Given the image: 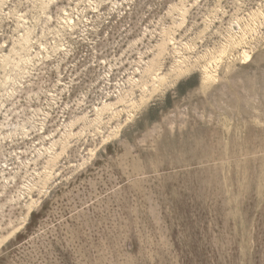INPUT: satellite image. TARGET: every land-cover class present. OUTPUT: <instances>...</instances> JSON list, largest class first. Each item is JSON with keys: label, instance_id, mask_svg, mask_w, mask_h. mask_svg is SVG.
Listing matches in <instances>:
<instances>
[{"label": "rangeland", "instance_id": "1", "mask_svg": "<svg viewBox=\"0 0 264 264\" xmlns=\"http://www.w3.org/2000/svg\"><path fill=\"white\" fill-rule=\"evenodd\" d=\"M0 133V264H264V0H0Z\"/></svg>", "mask_w": 264, "mask_h": 264}, {"label": "bare ground", "instance_id": "2", "mask_svg": "<svg viewBox=\"0 0 264 264\" xmlns=\"http://www.w3.org/2000/svg\"><path fill=\"white\" fill-rule=\"evenodd\" d=\"M67 18H68V17H67ZM72 18H73V17H72ZM72 18L69 17V18L67 19V22H69V23H71V24H75V20H73ZM20 40H21V39H20ZM20 40H19V41H20ZM22 40H24V41H22ZM22 40H21V41H22L23 43H24V42H26V43L28 42L27 46L29 45V41H28L29 38H28V37H26L25 35H23ZM15 43H16V42H15ZM21 44H22V43H21ZM23 45H24V44H23ZM21 46H22V45H21ZM159 46H160V45H159ZM162 46H163V45H162ZM219 55H220V54H219ZM250 55H251V54H247V57L249 58ZM211 74H212V73H211ZM145 75H146V74H145ZM150 79H151V78H150ZM130 80H132V79H130ZM140 88H141V87H140ZM150 94H151V93H150ZM121 97H122V96H121ZM121 97H119V99H120ZM120 100H124V97L121 98ZM120 100H119V101H120ZM116 101H117V100H116ZM116 101H115V102H116ZM115 102H114V103H115ZM114 103H112V102H110V103H108V104H104V103H103L104 106H103L102 108H99V107H98V110H97V111H99V112H97V116L100 115L101 112H105L104 110H108V109L112 108V107L115 105ZM116 106H117V105H116ZM100 107H101V106H100ZM96 108H97V107H96ZM113 108H114V107H113ZM97 116H96V117H97ZM87 119H88V118H87ZM96 119H97V118H96ZM70 123H71V122H70ZM72 124H73V123H72ZM74 124H75V123H74ZM74 124H73V125H74ZM70 125H71V124H70ZM67 126H68V125H67ZM71 126H72V125H71ZM71 126H70V127H71ZM72 127H73V126H72ZM66 131H67V130H66ZM68 131H69V130H68ZM0 134H1V133H0ZM72 134H73V133H72ZM72 134H71V135H72ZM0 137H1V136H0ZM64 144H65V143H64ZM64 146H65V145H64ZM1 188H2V187H1Z\"/></svg>", "mask_w": 264, "mask_h": 264}]
</instances>
